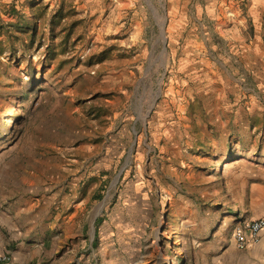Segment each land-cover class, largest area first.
<instances>
[{
	"label": "rangeland",
	"instance_id": "obj_1",
	"mask_svg": "<svg viewBox=\"0 0 264 264\" xmlns=\"http://www.w3.org/2000/svg\"><path fill=\"white\" fill-rule=\"evenodd\" d=\"M49 137L66 264H202L224 178L264 162V21L248 0H0V155Z\"/></svg>",
	"mask_w": 264,
	"mask_h": 264
},
{
	"label": "crops",
	"instance_id": "obj_2",
	"mask_svg": "<svg viewBox=\"0 0 264 264\" xmlns=\"http://www.w3.org/2000/svg\"><path fill=\"white\" fill-rule=\"evenodd\" d=\"M248 16L264 21V0H248ZM47 125L50 132V118ZM35 147L34 155L21 163L17 156L11 163L0 155V253L11 256L10 264H66L64 252L50 250V238L59 236H50V214L46 217L55 200L50 199V187L56 186L50 184V172H60L66 164L50 160V137L41 156ZM53 147L63 154L69 145L56 141ZM63 188L64 183L57 186L58 191ZM223 190L216 233L198 247L202 264H264V232L257 241L249 239L244 249L234 238L238 225L264 215V162L236 164L224 178ZM45 218L49 221L40 225ZM89 254L94 259L98 253L94 249Z\"/></svg>",
	"mask_w": 264,
	"mask_h": 264
},
{
	"label": "built area",
	"instance_id": "obj_3",
	"mask_svg": "<svg viewBox=\"0 0 264 264\" xmlns=\"http://www.w3.org/2000/svg\"><path fill=\"white\" fill-rule=\"evenodd\" d=\"M261 232H264V215L258 219L238 225L234 234L238 248L244 249L247 246L249 239L257 241ZM10 262V255L0 253V264H10Z\"/></svg>",
	"mask_w": 264,
	"mask_h": 264
},
{
	"label": "bare ground",
	"instance_id": "obj_4",
	"mask_svg": "<svg viewBox=\"0 0 264 264\" xmlns=\"http://www.w3.org/2000/svg\"><path fill=\"white\" fill-rule=\"evenodd\" d=\"M225 166H228V165H225Z\"/></svg>",
	"mask_w": 264,
	"mask_h": 264
}]
</instances>
